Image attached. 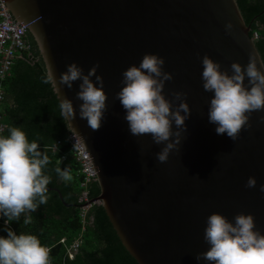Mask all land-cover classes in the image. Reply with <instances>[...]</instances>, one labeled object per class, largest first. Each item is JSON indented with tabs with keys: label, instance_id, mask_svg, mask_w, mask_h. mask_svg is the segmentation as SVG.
I'll use <instances>...</instances> for the list:
<instances>
[{
	"label": "water",
	"instance_id": "water-1",
	"mask_svg": "<svg viewBox=\"0 0 264 264\" xmlns=\"http://www.w3.org/2000/svg\"><path fill=\"white\" fill-rule=\"evenodd\" d=\"M4 1L25 23L46 75L51 66L57 84L73 62L85 74L99 64L96 75L102 76L108 99L97 131L80 119V81L72 89L62 87L59 94L49 84L58 102L65 97L73 101L76 117L65 121L95 169L99 193L92 202L102 206L137 264H209L195 257L209 248L204 230L213 213L233 223L239 213L252 214L256 229L264 234V111L251 113V128L242 130L238 140L218 135L217 125L208 120L213 93L203 89L201 78L204 55L229 75L233 62L246 67L250 56L264 72L237 0ZM229 22L230 33L225 30ZM149 53L163 57V70L173 76L164 87L173 110L179 103L175 92L187 93L191 109L181 144L166 163L155 155L164 145L154 144L150 135H132L126 111L115 99L123 87L122 73L139 66ZM91 79L96 82L95 76ZM250 176L256 178L255 188L245 186Z\"/></svg>",
	"mask_w": 264,
	"mask_h": 264
},
{
	"label": "clouds",
	"instance_id": "clouds-1",
	"mask_svg": "<svg viewBox=\"0 0 264 264\" xmlns=\"http://www.w3.org/2000/svg\"><path fill=\"white\" fill-rule=\"evenodd\" d=\"M232 27L231 22L227 23L226 32L230 33ZM164 64L163 57L145 54L139 66L132 65L122 73L123 87L115 97L126 111L125 120L132 135H150L154 144L164 145L155 154L160 163H166L170 153L181 144L182 134L187 131L185 121L191 116L186 102L187 93H173L174 100L179 102L175 110L173 102L165 97V82L172 80L173 76L163 70ZM202 65L203 89L213 93L208 120L217 125L215 131L218 135L226 133L236 141L242 130L251 128V113L264 111V72L257 67L252 56L246 67L233 62L231 75L227 70L222 71L221 64L208 55L203 56ZM98 68L99 64H96L85 74L83 68L73 62L61 73L57 84L50 66L43 81L52 84L58 94L62 87L72 89L73 83L80 81L76 93V99L82 102L79 116L93 131L102 126L108 99L103 78L96 75ZM93 76L99 86L91 79ZM246 77L250 87L245 85ZM59 107L66 120L75 119L76 111L71 99H60ZM260 120L264 122V116ZM173 123L176 131H173ZM9 132L8 136L0 135V213L7 217L6 224L19 220L22 213L35 212L39 205L46 204L51 182V177L45 174V168L51 162L47 150L41 151L36 141L29 142L20 127H11ZM55 172L63 181L73 179L68 167H57ZM256 184V178L250 176L245 186L255 188ZM260 191L264 192V185L260 186ZM30 222L31 217L28 216L24 223ZM6 230L7 236H0V264H51L50 249L37 236L18 235L11 228ZM204 240L209 248L197 254V261L264 264V234L256 229L252 214L239 213L234 217V223L220 213L211 214L207 218Z\"/></svg>",
	"mask_w": 264,
	"mask_h": 264
},
{
	"label": "trees",
	"instance_id": "trees-1",
	"mask_svg": "<svg viewBox=\"0 0 264 264\" xmlns=\"http://www.w3.org/2000/svg\"><path fill=\"white\" fill-rule=\"evenodd\" d=\"M243 17L250 25V36L257 32L256 47L264 63V0H237ZM33 49V60L19 59L11 69V75L3 82L5 101L3 120L7 124L6 136L11 127H20L29 142L39 143L41 151L47 150L50 164L45 174L51 177L48 185V200L39 205L35 212L22 213L19 220L4 222L7 217L0 213V236H7V228L18 235L32 234L50 249L51 264H137L120 244L116 233L101 205L94 204L90 209L92 221L83 225L79 217L78 195L81 190L78 162L69 153L68 145H63L58 153L51 152V144L64 140L69 131L65 118L61 115L60 102L53 94L44 64L31 36L28 35ZM67 156V159L61 157ZM68 167L73 179L63 181L55 169ZM56 188L60 191L58 195ZM89 196L99 193L97 181L88 187ZM65 202V203H64ZM30 216L31 222L24 223ZM83 230V231H82ZM81 233V244L70 259L68 246ZM64 238L61 243L60 239Z\"/></svg>",
	"mask_w": 264,
	"mask_h": 264
},
{
	"label": "built area",
	"instance_id": "built-area-1",
	"mask_svg": "<svg viewBox=\"0 0 264 264\" xmlns=\"http://www.w3.org/2000/svg\"><path fill=\"white\" fill-rule=\"evenodd\" d=\"M252 38L254 40L258 38L257 32H253ZM24 57L29 60L34 58L27 27L25 23L17 20L11 14L5 1L0 0V135L3 136H6L5 132L7 130V124L3 120V104L5 101L3 82L11 75V69L15 62ZM63 145H68L69 153L75 157L79 164L78 173L81 186L78 195V203L80 204L79 217L83 225H88L92 221V216H90L89 212L95 204L92 202V197L89 196L88 187L91 182L96 180V172L78 135L69 132L64 140L54 141L50 146L51 152L58 153ZM64 240V238H61L60 242L63 243ZM80 244L81 233L75 237L67 248V255L70 259L74 257Z\"/></svg>",
	"mask_w": 264,
	"mask_h": 264
},
{
	"label": "crops",
	"instance_id": "crops-1",
	"mask_svg": "<svg viewBox=\"0 0 264 264\" xmlns=\"http://www.w3.org/2000/svg\"><path fill=\"white\" fill-rule=\"evenodd\" d=\"M5 133H6V132H5ZM63 157H64V159H67V156H63ZM63 157H61V159H63ZM64 159H63V160H64Z\"/></svg>",
	"mask_w": 264,
	"mask_h": 264
}]
</instances>
